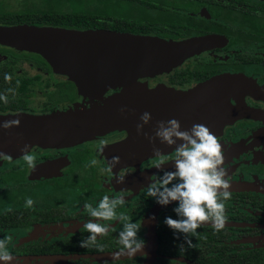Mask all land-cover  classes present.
Wrapping results in <instances>:
<instances>
[{
  "label": "flooded vegetation",
  "instance_id": "af4514ba",
  "mask_svg": "<svg viewBox=\"0 0 264 264\" xmlns=\"http://www.w3.org/2000/svg\"><path fill=\"white\" fill-rule=\"evenodd\" d=\"M24 25L195 40L194 53L180 65L130 85L186 91L219 79L213 91L225 105L211 118V132L222 145L232 198L225 227L216 231L205 223L191 237L196 247L188 248L165 223L169 216L179 219L173 211L178 202L163 206L146 195L150 178L163 174L154 167L158 157L123 147L125 130L60 147L33 145L27 151L36 157L34 169L24 153L0 157V239L12 236V264H264V0H0V95L8 97V103L0 100V117L97 107L124 88L82 96L77 83L59 78L43 55L15 45L12 30ZM176 146L161 151L169 157L166 170L175 171ZM113 156L120 163L102 171ZM121 173L125 180L117 183ZM105 195L124 196L117 212L141 224L145 254L101 256L119 252V221L104 222L110 231L96 246H80L89 236L83 225L95 219L84 205L96 207Z\"/></svg>",
  "mask_w": 264,
  "mask_h": 264
},
{
  "label": "water",
  "instance_id": "95a60500",
  "mask_svg": "<svg viewBox=\"0 0 264 264\" xmlns=\"http://www.w3.org/2000/svg\"><path fill=\"white\" fill-rule=\"evenodd\" d=\"M12 32L17 39L15 45L43 55L59 78L77 83L82 96L98 95L117 86L124 88L97 107L41 115L1 116L0 123L20 120L19 126L0 127V152L5 154H21L25 145H28L27 150L33 145L60 147L95 135L125 130L128 137L123 147H135L139 149L138 154L148 155L154 153L153 144L136 131L142 113L151 114L149 124L144 126V132L149 135H154L157 121L173 118L179 120L181 130L190 129L193 124H203L211 130L216 125L211 118L225 105V98L213 91L222 84L219 79L186 91L164 85L150 88L146 83L130 85L141 76L180 65L194 53L195 40L172 41L107 29L27 25ZM1 33L2 30L0 36ZM180 143L182 141H177L176 145ZM155 146L161 151L170 147L162 144L159 138ZM116 253L101 256L116 258Z\"/></svg>",
  "mask_w": 264,
  "mask_h": 264
},
{
  "label": "clouds",
  "instance_id": "9594fccd",
  "mask_svg": "<svg viewBox=\"0 0 264 264\" xmlns=\"http://www.w3.org/2000/svg\"><path fill=\"white\" fill-rule=\"evenodd\" d=\"M5 79L11 81V76L5 74ZM9 91H12L9 89ZM0 100L8 103V97L0 95ZM123 112L124 109H121ZM151 114L144 112L140 116V123L136 125L138 135H144L150 143L153 144V152L158 157L154 161V167L163 174H154L150 179L151 183L147 186L146 195L153 197L157 203L166 206L173 201L178 202L173 211L179 219L166 217L165 223L171 228L174 234L179 238L182 234L188 248H195L191 237L198 236L197 229L205 223H211L216 231L225 227L227 220L226 201L232 198L230 191L231 184L227 177V171L224 168L225 156L222 145L219 143L215 134L203 124H193L190 129L181 130L179 120L173 118L167 121H157V127L154 135L144 132V126L149 124ZM20 120H9L0 123V127L9 129L13 126H19ZM156 138L160 139L162 144L168 146L176 145L177 141H182L175 147L174 156L175 171H169L163 168V165L169 162V157L162 154L160 148L155 146ZM103 144V142H102ZM28 145H25L21 151L24 153L23 159L29 168H35L36 157L27 151ZM103 151V147H100ZM0 157L11 160V156L0 152ZM120 163L119 156H113L108 161L107 169L102 171L112 172L113 168ZM92 165L97 161L93 159ZM125 175L123 173L116 176L117 183H123ZM124 196L109 197L103 196L96 207L86 203L84 208L90 217L95 219L88 220L83 228L89 233L87 239L80 241L82 248L96 246L98 237H104L109 234L110 224L105 221H119L123 228L119 232V244L121 248L115 254L118 258L121 255L135 257L139 252L143 253L145 241L139 236L141 224L133 222L131 217L125 213H118L117 208L125 204ZM34 201L28 198L26 207H33ZM12 209H6L10 212ZM154 218V217H153ZM12 242V236L7 235L0 239V261L3 264H12L14 256L9 251V245ZM184 250V244L180 245ZM102 250V249H101Z\"/></svg>",
  "mask_w": 264,
  "mask_h": 264
},
{
  "label": "rangeland",
  "instance_id": "374dc122",
  "mask_svg": "<svg viewBox=\"0 0 264 264\" xmlns=\"http://www.w3.org/2000/svg\"><path fill=\"white\" fill-rule=\"evenodd\" d=\"M98 99H102V97L101 96H99V97H97Z\"/></svg>",
  "mask_w": 264,
  "mask_h": 264
}]
</instances>
